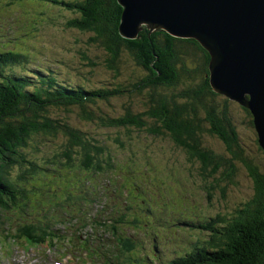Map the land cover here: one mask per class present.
<instances>
[{
  "label": "trees",
  "instance_id": "trees-1",
  "mask_svg": "<svg viewBox=\"0 0 264 264\" xmlns=\"http://www.w3.org/2000/svg\"><path fill=\"white\" fill-rule=\"evenodd\" d=\"M22 1L9 0L8 4ZM43 1L74 13L76 17L67 25L90 35V41L102 50L105 71L108 69L117 79L125 74V78L114 82L115 87L92 85L87 78L86 85L73 84L60 79L51 67L28 69L30 57L21 51L0 50V248L10 247L16 239L37 250L46 243L51 250L68 239L55 228L57 223L75 227L84 221L90 228L88 237L77 247L84 264H264V150L251 111L212 87L210 53L196 39L178 38L162 29L150 31L147 26L135 39L124 38L119 29L123 7L118 0ZM125 57L133 62L134 71L124 67ZM126 69L129 71L124 73ZM125 93L140 97L144 110L134 113L126 106L120 118H113L111 111L94 110L100 101ZM75 109L90 124L98 120L99 126L125 128L129 135L138 129L146 130L154 139L167 136L164 138L198 165L199 173L209 183V198L216 186L207 179L217 177L219 190L226 195V183L222 182L236 183L240 169H246L254 181L253 197L229 215H173L175 224L170 235L175 232V237L168 232L165 236L154 234L148 222L150 216L160 214L147 195L142 198L146 213L126 214L124 218L122 212H131L129 201H124L128 208H122L121 193L111 199L108 190L105 195L99 193L100 186L94 182L106 176L110 184L118 177L123 166L117 165V159L122 155L131 174L164 172L165 168H159L152 158L153 145H143L133 137H117V148L120 145L124 153L119 149V154L113 155L107 141L84 137L67 117H59ZM244 124L255 129L256 138L249 146L241 140ZM208 136L217 138L222 149L214 148ZM50 140L55 144L54 151L46 154L41 143ZM62 157L66 161L60 160ZM60 169L83 174L86 191H65V196L59 195L57 202L49 205L34 202V193L51 185L39 182ZM124 180L126 184L119 192L132 184L131 203L140 200L145 194L141 184ZM96 203L95 209L85 208ZM27 207L39 210L43 219L24 217V223L12 219L17 213L26 214ZM63 215L71 221L67 223ZM77 216L79 221L73 223ZM6 225H15L13 234ZM98 228L113 237L95 236ZM58 251L62 254L66 249Z\"/></svg>",
  "mask_w": 264,
  "mask_h": 264
},
{
  "label": "rangeland",
  "instance_id": "rangeland-1",
  "mask_svg": "<svg viewBox=\"0 0 264 264\" xmlns=\"http://www.w3.org/2000/svg\"><path fill=\"white\" fill-rule=\"evenodd\" d=\"M74 17H76L74 13L59 9L41 0H26L15 4L4 2L0 8V46L9 45V48L19 47L23 49L31 56L35 63H42L44 67H51L55 72L59 73L60 79L69 80L73 84L86 85L84 79L87 78L92 85L114 86L121 78H125V74L119 76L118 80L116 77H113L108 69L107 71L103 69L104 55L102 50H99L90 41V35L67 25ZM91 62L97 64V66L92 67ZM124 62V67L134 71V66H131L133 62L131 63L128 57H125ZM35 66L29 67L30 69H35ZM127 69L124 73L129 71ZM209 74H211L210 71ZM126 106H130L134 113L144 110L140 97L131 96L130 94L126 95V93L119 97H113L109 101H100L98 107H95L94 110L111 111V114L115 116H112L113 118H120L121 115L126 113L124 110ZM241 114L246 117L244 112H241ZM59 117L62 119H66L67 117L71 125L83 131L84 137H94L100 141H107L113 147V155H118L119 149L124 153L120 145L119 149L117 148V141L115 140L117 137H122L123 140L133 137L139 142L148 141L155 143L151 149V152L154 153L152 158L157 162L156 164H159V168H165L164 172L159 170L163 174L157 173L158 170L154 172L141 171L131 174L125 166L127 165V162L124 161L125 156L122 155L117 159V165L123 166L122 172L115 178L117 184H120L126 178L133 183V178L136 182H141L147 189L145 190L146 194H143L140 200L131 203V212L128 213L127 210L126 213L145 214L146 204L142 201V198L147 195L154 209H158L156 212L160 214V216L151 217V220L148 222L149 228L154 234L160 236H165L164 234L167 232L169 235L171 234V230L174 228L171 225L175 224V221L172 220L173 214H180L178 218H181L180 216H191L193 209L200 208L194 215L200 216L201 213L211 215L217 212L229 215L253 197L254 181L247 173V170L241 168V173L235 178L236 183L227 184L226 180V182H222L226 183V186H223L226 187V195L220 192L217 177L215 179H207L216 186L215 191L210 190L211 198H209L207 192V185L209 183L199 173L198 165L191 162L180 147L174 145L168 138H164L167 136L161 135L160 138L154 139V135L148 133L146 130L138 129H133L129 135L125 128H104L99 126L97 124L98 120L90 124L79 115L77 109L68 114L61 113ZM240 133L242 136L241 140L245 145L249 146L253 144V140L256 138L255 129L250 124H244ZM208 137H210V140L209 138H206V140H209L214 148L218 150L222 149L221 142L217 138ZM58 143L60 144L62 141ZM41 144L45 145L44 151L46 154L50 150L51 152L54 151L55 144L51 140L43 141ZM60 149L62 147L57 151ZM162 151L167 152V157L162 154ZM261 155L262 153L258 154V156ZM66 159L62 157L60 160L66 161ZM60 172H51L47 174L44 181L39 182V185H51L50 188L45 187L36 191L32 196L34 202L57 201L59 195L64 193L63 191H66L68 188L71 191L73 186L80 183L81 177L77 178V175L75 176L74 173H67L63 169H60ZM99 180L102 184H106L108 179L106 176H103ZM162 180H164L165 184L162 183ZM131 187L132 184H129L128 189L130 191H132ZM140 203L142 206L139 205ZM28 213H31L32 216L26 215L25 218L27 220L41 218L39 210L32 211L29 207ZM63 217L69 218L64 215ZM25 218L16 215L12 217L17 223H24L23 220ZM184 219H187V217H184ZM56 226L68 237L67 241H62V248L66 249L62 254H60L58 248L49 250L47 247H43L39 250H27L22 244L15 243L11 245L9 252L7 250H0V264H57L58 262L64 264H84L82 258H79L81 256H76L78 255L76 250H71L75 253L73 256L76 259L71 255L69 247L70 226L60 223ZM6 227L8 228L7 231L12 234L14 233L15 225H6ZM170 236L175 237V232ZM165 247L167 250L169 249L168 243H165ZM66 252L67 256H64Z\"/></svg>",
  "mask_w": 264,
  "mask_h": 264
},
{
  "label": "water",
  "instance_id": "water-1",
  "mask_svg": "<svg viewBox=\"0 0 264 264\" xmlns=\"http://www.w3.org/2000/svg\"><path fill=\"white\" fill-rule=\"evenodd\" d=\"M120 33L143 26L193 38L210 53V82L253 115L264 150V0H118ZM150 30V31H151Z\"/></svg>",
  "mask_w": 264,
  "mask_h": 264
}]
</instances>
